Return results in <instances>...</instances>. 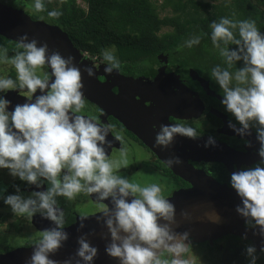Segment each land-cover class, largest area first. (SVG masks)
Here are the masks:
<instances>
[{
    "label": "clouds",
    "instance_id": "obj_1",
    "mask_svg": "<svg viewBox=\"0 0 264 264\" xmlns=\"http://www.w3.org/2000/svg\"><path fill=\"white\" fill-rule=\"evenodd\" d=\"M32 7L39 12L44 6L41 0H35ZM61 15L56 11L48 13L53 18ZM210 28L212 45L227 65L213 67L211 77L222 90L220 103L241 126L236 129L230 122L229 127L243 136L253 122L258 125L256 138L261 159L254 167L233 172L230 186L243 204L236 211L245 218L250 217L254 221L251 226L259 227L260 235L264 236V34L253 20L233 21L223 17L213 21ZM26 39V35L22 36L16 43V48L23 51L8 58L4 49L5 55L0 59L16 72L15 78L0 77V93H26L25 103L16 104L11 111L8 110L11 101L0 96V169H7L11 176L29 185L40 187L44 180L50 186L47 191L33 192L26 199L9 195L4 203L18 215L32 216L43 210L57 228H62L64 214L57 209L55 197L73 200L81 192L98 194L100 213L108 217L105 223L112 239L105 249L108 256L118 258L121 264H195L193 258L184 257L189 251L184 243L188 234L177 238L167 224L159 223L161 219L172 221L174 214V206L162 195L161 186L155 183L141 186L117 175L121 167L128 166L127 150H120V159H110L104 145L111 126H102L96 118L80 114L85 108L84 84L81 70L72 64L73 58L69 56L66 60L55 51L46 55L47 43L37 47L35 39L24 43ZM199 43L200 38L196 37L187 45ZM229 44L236 49L230 50ZM103 59L108 64L105 73L119 71L120 63L112 53L106 51ZM237 61H243V67L233 73L229 69ZM45 65L51 69L50 73L42 71ZM84 71L89 77L94 75L93 68ZM51 77L54 79L49 83ZM37 90L41 95L35 96L33 102ZM174 134L197 137L192 127L161 125L155 142L167 146ZM116 139L123 142L120 136ZM212 142L210 137L208 143ZM165 163L170 166L173 160ZM175 163H181L179 158ZM16 191L19 192L18 186ZM109 198L112 208L103 203ZM57 228L41 233L31 264H58L47 255L56 252L61 241L67 239V234ZM78 243L76 255L90 264L97 249L83 238ZM260 251L264 253V244ZM254 252V247H247L248 255ZM165 254L171 259L162 258ZM255 260L253 256L252 264Z\"/></svg>",
    "mask_w": 264,
    "mask_h": 264
},
{
    "label": "flooded vegetation",
    "instance_id": "obj_2",
    "mask_svg": "<svg viewBox=\"0 0 264 264\" xmlns=\"http://www.w3.org/2000/svg\"><path fill=\"white\" fill-rule=\"evenodd\" d=\"M13 9L22 10L28 16L27 10L23 8V4ZM29 12L31 11L29 10ZM5 42L0 43V59L5 55L4 49H7L6 55L8 58L13 57L19 51H23V49L16 48L15 42L7 38ZM152 58L160 60L161 65L156 66L155 69L149 68L148 64L140 65L141 62ZM152 58L142 59L138 63V69H132L133 72L127 71L122 66H120L118 71L121 76L127 79L137 80L139 77H143L141 74L149 69L147 75L149 80L157 81L155 80L157 78H167L170 80L169 86L158 84L163 87V90L155 86L157 88V90L154 89L155 92L150 90L148 92L143 91L142 94L140 93L143 96L142 98L148 102H143V105H139L136 102L133 104L132 101L130 105L133 112H137V114L139 113L142 117L146 118L158 132L161 131V125L166 124H183L186 127L194 128L197 131L195 139L182 136L187 141L189 140L188 145L193 144L192 147L194 148L196 147L193 140L199 141L203 138L209 139L211 137L212 140L221 144V152L218 153L219 159L217 160H209L204 155H196L197 152H193L187 148L181 151L182 153L180 154L194 169L206 173L220 184L231 188L230 176L233 172L254 167L261 159L258 155L260 144L256 138V128L258 125H254L253 122L250 130H247L243 136L239 135L233 128L229 127L230 122L235 127H238V129L241 126L235 120V117L226 112L224 106L220 103L223 95L219 85L212 84L201 72H197L194 75L196 80L191 79L189 74L192 73V70H197L183 63H172L168 55ZM42 71L48 72L46 67ZM38 74H40V70H38ZM15 76V69L10 64L0 62V77L15 78ZM98 79L101 82L104 80L102 76H98ZM201 86L206 87L207 90L204 91L201 89ZM112 92L117 93V88L113 87ZM10 94H19L23 97L26 95L24 92L9 91L7 93H0V96H4L7 99ZM37 94H41L39 90L33 96L34 99ZM11 107L9 106V111L12 110ZM192 107L194 108L192 109ZM80 114L96 118L102 126H111V130L106 136L107 143L104 145L106 155L110 159H120V150L122 148L127 150L128 158L130 150L134 151V146L143 153H149V158L146 161L134 160L137 157L132 156L131 166L120 168L116 173L117 175L124 173L123 175L131 177L133 180L132 176L136 172L142 168H148L156 176L150 178L152 179L150 182L142 178L134 183H138L141 186H148L154 183L160 184L162 195L166 199H169L176 191L190 188V184L176 176L138 138L128 131L123 124L104 113L98 106L85 99V108ZM117 136L122 137L123 142L117 140ZM176 139L177 137L173 138L174 141ZM178 140L182 142L180 139ZM249 144L251 146H248ZM16 186L19 187V192L16 191ZM49 186V183L44 180H42L40 187L29 185L26 181H21L18 177L11 176L7 169H0V187H2L0 189V196L4 197V199L9 195H20L22 198H28L32 196L33 192L47 191ZM97 196L98 194L89 195L81 192L73 200H68L63 196L55 197L57 209L64 214L62 228H57V225L43 214V210L37 211L32 216H28L27 214L18 215L13 213L11 207L6 205L4 200L0 199V254L36 246L41 233L45 230L57 228V230L63 232L71 226L86 221L88 218L103 215L100 213V208L96 209L100 206ZM33 198L35 199V197ZM106 202H108L109 205H106L109 208L114 206L111 198L103 201L104 204ZM97 203L98 206L91 207ZM247 223L242 224L240 229L235 233L224 235L222 239L218 237L216 239H206L202 242L189 243V249L195 246H206L200 252L205 261L200 263L194 259L195 264H252V256L247 253V247L249 246L258 249L252 254L256 257L255 264H264V253L260 251L262 244H264V236L260 235L259 227L252 226L244 230L243 228L247 227ZM208 241L214 243V248H210ZM184 257L189 258L187 253L184 254ZM162 258L171 259V256L165 254Z\"/></svg>",
    "mask_w": 264,
    "mask_h": 264
},
{
    "label": "water",
    "instance_id": "obj_3",
    "mask_svg": "<svg viewBox=\"0 0 264 264\" xmlns=\"http://www.w3.org/2000/svg\"><path fill=\"white\" fill-rule=\"evenodd\" d=\"M0 35L15 43L26 35L27 39L23 41L24 43H30L33 39L36 40L37 47L47 43L46 55H51L55 51L59 52L66 60L71 56L73 58L72 64L81 70L84 84L82 91L85 99L123 124L165 165L167 160H173L170 166H166L176 176L190 184V188L179 190L167 199L174 206L173 218L172 221L161 219L159 223L161 225L167 224L170 232L177 238L187 233L185 245L235 233L242 224L246 223V220L247 222H254L251 221L250 217L245 218L236 211L237 207L242 208L243 204L233 188L220 184L206 173L194 169L180 154L187 148L197 152L196 155H204L209 160H217L219 159L218 153L221 152V144L214 140L212 143H208L209 139L203 138L199 141L193 140L196 147L194 148L192 147L193 144L188 145L189 140L187 141L182 135L174 134L173 138L177 137L182 142L176 139L177 142L172 140L167 146L157 145L155 138L160 132L156 131L146 118L137 112H133L130 105L132 101L133 104L136 102L139 105L148 102L142 98L140 93L154 91L157 88L163 90L162 86L155 81L154 83L135 82V80L123 76L114 80L108 74L102 75V73L96 72L87 60L81 57L66 32L58 26H51L40 20L32 21L22 10L9 8L1 3ZM45 67L50 73L51 69L47 65ZM85 68H93L94 75L89 77L84 71ZM98 76H102L104 80L101 82ZM52 79L54 77L50 78L49 83ZM155 86L158 87L155 88ZM113 87L117 88V93L112 92ZM16 95H12L11 98L7 97L11 101V109L16 104L25 103L24 98H18ZM206 144L207 147H205ZM176 158H179L181 163L176 164ZM107 218L104 215L88 218L86 221L64 230L67 239L61 241V247L56 252L48 253V258L57 261L58 264H64V261H69V264H86L82 258L76 255L79 248L78 240L83 238L90 246L97 249V255L90 264H121L118 258L108 256L105 251L106 247L112 243L105 223ZM35 250L36 246H32L0 254V264H31V256Z\"/></svg>",
    "mask_w": 264,
    "mask_h": 264
},
{
    "label": "trees",
    "instance_id": "obj_4",
    "mask_svg": "<svg viewBox=\"0 0 264 264\" xmlns=\"http://www.w3.org/2000/svg\"><path fill=\"white\" fill-rule=\"evenodd\" d=\"M83 1L86 10L75 0H55L53 3L41 0L43 11L27 10L28 17L60 27L77 50L91 56L114 48L120 66L129 72L138 69L142 59L168 55L172 63H183L199 70L213 84L212 68L216 65L227 67L210 39L213 21L218 22L223 17L233 21L253 20L264 34V0H160L158 5L159 0ZM0 3L10 8L25 3L34 9L35 0H0ZM166 8L172 16L160 17L159 11ZM52 11L62 15L49 17L48 13ZM163 27L170 31L161 33ZM196 37L200 38V43L188 47L187 42ZM5 39L1 36L0 43H6ZM228 47L236 49L232 44ZM240 67H243V61L235 62L229 70L234 73Z\"/></svg>",
    "mask_w": 264,
    "mask_h": 264
},
{
    "label": "rangeland",
    "instance_id": "obj_5",
    "mask_svg": "<svg viewBox=\"0 0 264 264\" xmlns=\"http://www.w3.org/2000/svg\"><path fill=\"white\" fill-rule=\"evenodd\" d=\"M54 1L55 0H51L52 3ZM75 1H76L77 5L80 8H82L83 10H86V4L84 3L83 0H75ZM221 1L230 2L231 0H219V2H221ZM251 1H254V0H251ZM160 3H161V1L159 0L158 3H157V5L160 4ZM22 4H23V8L25 10H30L31 12H34V9H31V8L27 7V5H25V3H22ZM55 7H58V5L55 6ZM159 14H160V17H163V16H172L171 15V12H170V9H167V8L165 10H163V11H159ZM42 21L45 22L44 20H42ZM46 24L51 25V26H55V25H52V24H49V23H46ZM168 31H170V28L163 27L160 32L161 33H164V32H168ZM106 51L112 53L115 56V54H114L115 53L114 52L115 50L112 47L107 48L106 50H104L100 54H98L97 56H91L90 54H87L85 52H82V51H79L78 50V52L81 55V57L84 58L85 60H87V62L96 70V72L98 71V72L102 73V75L103 74H107V73L104 72V68L107 67L108 64L103 59L104 53ZM147 64H148V67L149 68L155 69L156 66L161 65V62H160V60H156V58H152V59H148V60H145V61H143V62L140 63V65H147ZM197 72H199V70H197V71L192 70V73L189 74L190 78L193 79V80H196V78H195L194 75L197 74ZM148 73H149V69H148V71L143 72L141 74V76H143V77H139L137 80H135V82H139L140 81V82H145V83H153L154 81L153 80H149V78L147 77ZM108 75L111 76L114 80L121 76L120 73L116 69H113L112 73L111 74H108ZM155 80H157V81H155V83L160 84V85L169 86V83H170V80L167 79V78H162V79L157 78ZM213 84L214 85H218L215 81H213ZM201 89H203L204 91L207 90V88L206 87H203V86H201ZM12 95L13 94H10L9 97H13ZM16 96L18 98H20V97L21 98H24V100H25V97H23V96H21L19 94H17ZM34 100L35 99L33 97V102H34ZM235 128L238 129V127H235ZM133 149H134V151L130 150L129 157L127 158L128 166H131V164H132V159H131L132 156H136L137 158H134V160H139V161H143V160L146 161L149 158V153H143L140 149H137L135 146L133 147ZM190 154H193V153H190ZM121 168H124V167H121ZM152 173L153 172H150V170L148 168H144V169L142 168L138 172H136L135 175L132 176L133 177V180H132L131 177H128V176L123 175L124 173L119 174V176H121L123 178H126L130 182H133V183L134 182H138V180L139 179H142V178L145 181L150 182L152 180L150 178H153L154 176H156L154 173L153 174ZM0 189H2V187H0ZM176 192H178V191H176ZM0 199L1 200H4V197L0 196ZM105 204H108V202H106ZM96 206H98V203L96 205L91 206V207H96ZM99 208H100V206H98L96 209H99ZM252 224H254V223L253 222H248L247 225H246L247 227L246 228H243V229L244 230L245 229H249L250 227H252L251 226ZM222 238H224V236L219 237V239H222ZM208 243L210 244V248H214V243L213 242H209L208 241ZM255 245L257 246L256 243H255ZM186 246H188V244H186ZM205 247H206L205 245L192 247L187 252V256L188 257H191L193 259L198 260L200 263H203L205 260L203 259V256H202V254L200 252ZM255 250L257 251L258 249H255ZM252 257H253V255H252ZM252 257H251V259H252Z\"/></svg>",
    "mask_w": 264,
    "mask_h": 264
}]
</instances>
